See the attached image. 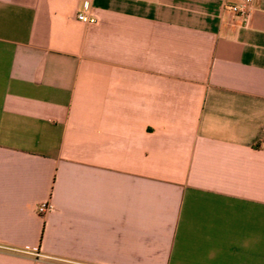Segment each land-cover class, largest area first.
Here are the masks:
<instances>
[{"label": "crops", "instance_id": "obj_1", "mask_svg": "<svg viewBox=\"0 0 264 264\" xmlns=\"http://www.w3.org/2000/svg\"><path fill=\"white\" fill-rule=\"evenodd\" d=\"M238 1L0 0V264H264V0Z\"/></svg>", "mask_w": 264, "mask_h": 264}, {"label": "built area", "instance_id": "obj_2", "mask_svg": "<svg viewBox=\"0 0 264 264\" xmlns=\"http://www.w3.org/2000/svg\"><path fill=\"white\" fill-rule=\"evenodd\" d=\"M253 7H254V0H239L237 3L229 6L232 12L244 17L246 20L249 18ZM76 18L79 21L86 23H93L95 21L94 17L87 16L82 11L76 13ZM49 209H51V204L48 202L40 203L36 207L38 213H43Z\"/></svg>", "mask_w": 264, "mask_h": 264}]
</instances>
